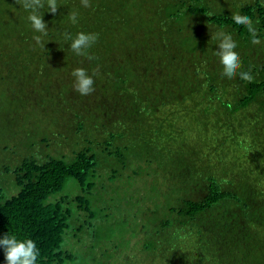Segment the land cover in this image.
Masks as SVG:
<instances>
[{
  "label": "trees",
  "instance_id": "1",
  "mask_svg": "<svg viewBox=\"0 0 264 264\" xmlns=\"http://www.w3.org/2000/svg\"><path fill=\"white\" fill-rule=\"evenodd\" d=\"M57 3L41 9L44 48L21 4L0 0V138L13 147L0 156V239L35 241L37 264H106L97 225L137 220L135 255L117 250L126 228L104 237L125 251L113 264H264V0ZM218 31L252 82L222 75ZM78 32L99 34L93 59L64 39ZM78 67L90 95L73 90Z\"/></svg>",
  "mask_w": 264,
  "mask_h": 264
},
{
  "label": "clouds",
  "instance_id": "2",
  "mask_svg": "<svg viewBox=\"0 0 264 264\" xmlns=\"http://www.w3.org/2000/svg\"><path fill=\"white\" fill-rule=\"evenodd\" d=\"M17 2L29 13L27 19L31 28L41 34L34 36V41L37 45L45 48L43 37L47 36L48 27L42 19L41 9L47 7L48 12L53 15L56 14L59 6L57 0H17ZM81 4L85 8L91 7L90 0H81ZM78 15V12L70 11L67 19L74 25L78 24ZM231 18L236 25L247 29L251 35L253 45L261 44L250 16L235 12ZM98 38V33L78 32L74 38L70 34L64 33V39L71 41L69 45L71 51L78 56H86L89 60L93 57L88 54L87 50L97 42ZM212 39L218 41V50L214 54L219 57V62L222 65V75L228 79H234L238 76L242 81L252 82L253 76L249 71H240L242 67L241 58L236 51L237 43L232 36L224 31H218L212 35ZM71 75L74 77L73 90L75 92L86 96L95 90L93 76H90L86 69L75 68L72 70ZM0 246L4 249L6 264H37L40 256L37 244L32 239L18 240L16 236L6 234L0 239Z\"/></svg>",
  "mask_w": 264,
  "mask_h": 264
},
{
  "label": "rangeland",
  "instance_id": "3",
  "mask_svg": "<svg viewBox=\"0 0 264 264\" xmlns=\"http://www.w3.org/2000/svg\"><path fill=\"white\" fill-rule=\"evenodd\" d=\"M5 140H6L5 138H0V156L3 155V152L12 151V149H13L12 145H11V147H9V150L4 149L3 142H5ZM3 182L5 183L6 179H4ZM150 208H152V204H151ZM138 210L141 211L140 208ZM139 225H140V223L137 220H131V221L120 222V223H110V221L105 220L102 225H97V230H100V232H101L100 234L103 236L99 240L101 243V249L103 250L104 254H106V256H105L106 260L102 261L103 259H101V256L103 255V254H99L101 249H98V251L96 253L98 258L102 262H106V264H109V263L113 264V263H116L117 261H119V256L121 254L125 255V251H123L124 249H127L131 254L135 255L137 253V250L135 249V242L137 241V235L134 232L132 233L131 231L134 230L133 229L134 227H136V228L139 227ZM149 226L152 227V224H149ZM114 227H117L118 230H120L122 228H126V230H127V234H125L126 238L124 240V243H122L117 248V250L121 249L125 245V248H123V250H121L120 252L113 251L109 246V239L104 238L110 234L112 228H114ZM150 231L152 232V230H150ZM139 237H141V236H138V241H139ZM83 245L86 246L87 249H93V238H92V240L87 239V238H85V239L83 238L82 247H83ZM97 261H99V260L97 259ZM82 264H93V257H91L90 260L88 259L86 261H83Z\"/></svg>",
  "mask_w": 264,
  "mask_h": 264
}]
</instances>
